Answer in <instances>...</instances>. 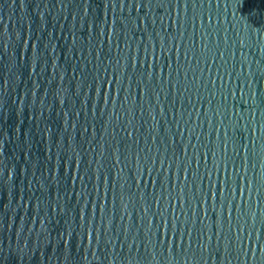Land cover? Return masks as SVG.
<instances>
[{
    "label": "water",
    "instance_id": "water-1",
    "mask_svg": "<svg viewBox=\"0 0 264 264\" xmlns=\"http://www.w3.org/2000/svg\"><path fill=\"white\" fill-rule=\"evenodd\" d=\"M0 264H264V0H0Z\"/></svg>",
    "mask_w": 264,
    "mask_h": 264
}]
</instances>
